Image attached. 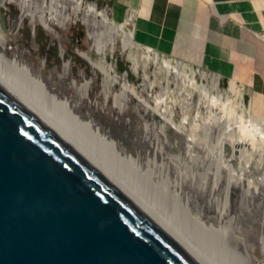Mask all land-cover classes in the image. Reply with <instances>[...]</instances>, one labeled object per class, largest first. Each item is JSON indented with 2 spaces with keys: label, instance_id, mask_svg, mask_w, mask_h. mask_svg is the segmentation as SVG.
Listing matches in <instances>:
<instances>
[{
  "label": "rangeland",
  "instance_id": "374dc122",
  "mask_svg": "<svg viewBox=\"0 0 264 264\" xmlns=\"http://www.w3.org/2000/svg\"><path fill=\"white\" fill-rule=\"evenodd\" d=\"M2 1L0 34L5 38L4 53L9 59L17 60L20 69H27L31 79L40 80L43 95L38 100L31 96L29 89L35 88L32 83H26L27 90L17 87V79L23 81L24 77L11 75V67L0 63V78L4 85L39 114L47 113L52 118L49 110L57 106L66 118L73 120L74 126H90L93 134L98 132L113 142L115 152L126 159L118 158L131 180L119 176L93 148L91 150L79 136L80 140L63 127L61 121L59 124L51 121L64 135L77 142V146L147 212L156 213L158 221L170 223L173 232L188 242L189 247L203 257L201 259L212 262L207 264H221L200 247L209 244L215 255H221L233 264H264V139H257L254 149L245 145L235 147L232 142L238 138L235 132L240 123L234 111L227 113L228 120L222 125L219 117L223 114L202 97L200 81L191 80V89L187 83V87L183 86L185 83L173 80L167 83V76H156L159 73L155 74L157 65L153 62H147L150 80L145 81L144 66L140 67L139 73H134L120 44L105 58L107 67H112L113 75L117 77L116 82L109 81L106 74L94 68L83 56L86 53L93 61H99L102 56L94 52L97 46L92 36H96L98 45L107 43L108 34L94 18H88L87 22H69L66 26L56 24L72 10L63 1L59 8H50L51 0H15L5 5ZM23 1H27L24 18ZM84 1L96 4L100 11H108L116 23L121 24L127 18L126 15L123 20H117L111 5L105 2ZM51 10L54 11L52 16ZM47 18H54L51 22L54 33L45 28L43 21ZM143 20L139 25L141 32L154 30L149 21L144 23ZM144 38L137 30L132 44L135 51L151 48L152 45L140 42ZM110 48L108 43L106 49ZM155 50L192 65L184 57ZM137 58L141 60L142 55ZM192 66L211 73L202 65ZM161 78L162 84H158ZM249 80L248 77L245 81L236 79L247 89L244 103L250 107L251 114L264 120L262 107L256 105L255 93L247 84ZM150 82H155V86L152 87ZM229 83L220 80L225 89ZM189 91L193 94L191 97ZM244 124L248 127L246 131L251 133L253 128ZM107 152L112 159L115 153ZM129 156L133 161H129ZM195 227L200 228V232L199 239L194 240L188 231Z\"/></svg>",
  "mask_w": 264,
  "mask_h": 264
},
{
  "label": "water",
  "instance_id": "95a60500",
  "mask_svg": "<svg viewBox=\"0 0 264 264\" xmlns=\"http://www.w3.org/2000/svg\"><path fill=\"white\" fill-rule=\"evenodd\" d=\"M0 264H201L0 83Z\"/></svg>",
  "mask_w": 264,
  "mask_h": 264
},
{
  "label": "bare ground",
  "instance_id": "6f19581e",
  "mask_svg": "<svg viewBox=\"0 0 264 264\" xmlns=\"http://www.w3.org/2000/svg\"><path fill=\"white\" fill-rule=\"evenodd\" d=\"M14 1L15 0H3L2 4L5 5L8 2H14ZM61 1H63L62 3L66 4L67 6L70 5L72 7V10H69V14L67 15V17L65 19H63V21H61V22L57 21V22H55L56 24H59L61 26H66L69 22H74V21H84V22L86 21L87 22L88 18H94V19L98 20L100 22V25L105 29V32H106V34H108V37H109L106 44H104L103 42H100L97 45L98 41L96 39V36L95 35L92 36V39L95 42V46H97L95 48L94 52L101 55L102 58L99 61H93L92 57L89 54L84 53L83 56L88 62H90L92 64V66L94 68L100 69L104 74H106L109 81L116 82L117 77H115L113 75V72H112V70H113L115 73V70L112 67L111 68L107 67V62H106L105 58L110 53L111 54L114 53L117 45L120 44L121 48H122V53L124 55H126L127 60L132 64L131 69L134 73H139L140 67L144 66L145 69H144L143 79L145 81L150 80L149 75L147 74V67H146L148 65L147 62H153L157 65L155 74L157 72L159 73L156 76H159V75H161V76L164 75L165 77L167 76L166 77L167 83H170V81L173 80V81H176L178 83L179 82L185 83L183 85L185 87L188 86V85H186V83H187L190 85L188 87H190V89H191V87L193 86V85H191V82H190L191 80H193V82L194 81H196V82L200 81L199 88H202V94H201L202 97L205 99V101H207L209 104H211V106H213V108H219L220 113L223 114L221 117H219V121H220V123H222V125L224 122H226L228 120L227 119L228 118L227 113L234 111L235 114L238 115L237 121H239V123H240L239 124L240 125L239 130L237 132H235V133H237L236 135L238 136V138L232 142L235 147L240 146V145H245L247 147L254 149L256 140L257 139L258 140L264 139V120H261L257 117H254L251 114L250 107L245 105L244 95H245L247 89L244 88L245 87L244 85H239L236 81L231 80L228 88L225 89L220 84L221 78L219 76H217L215 74L207 73L205 71H200L199 69H196L192 65H188V64H185L183 62L177 61L175 59H170V58H168L162 54H159L158 52H156L154 46H151V48H149V47L143 48V50H140L141 52L135 51L133 49L132 44H133V42L135 43L136 33H137V28H136L135 22L138 21V19H139L138 18L139 14L137 11H135V10L129 11L127 14L126 20L123 23L119 24V23H116L113 19H111L108 11H106V10L100 11L96 4L87 3L84 0H51L50 8H53V7L59 8V5L62 4ZM22 5H23V11H24V13H23V18H24L27 15V9H26L27 1H23ZM53 13H54V11L51 10L50 15L52 16ZM51 22H54V18H47L45 21H43L45 28H47L50 33H54V29L51 26ZM117 41H118V43H117ZM108 43H110V45H111L110 49H106V46ZM4 48H5V38L0 34V63L8 65V67H11V70H10L11 75L14 76L16 74H18V75L20 74L21 76L24 77V78H22L23 81H20V79L18 81V79H17L18 77L16 78L17 79V87L24 89V90H27L28 87L26 88V83L27 84L32 83L33 85H35V88L33 87V90L28 88L29 90H31V92H30L31 96H33L34 98H37V100L39 98H42V95H43L42 92H43L44 87H42L40 80L31 79L30 74L27 71V69H20L19 65H18L19 62L17 60L15 62L6 56V54L4 53ZM139 54L142 55L141 60H138V58H137V56ZM173 77H174V79H172ZM166 78L165 79L163 78V79L166 80ZM161 82H162V78L158 84H162ZM0 83L4 87H6V85H4V83L2 82L1 78H0ZM150 85L152 87H154L155 82H153V83L150 82ZM181 87L182 86H180L179 88H181ZM6 88L9 91H11L16 97H18L25 105H27L29 108H31L37 115H39L41 118H43L45 121H47L53 128H55L57 131H59V133H61L65 138H67L70 141V143H72L85 157H87L92 163L97 165V167H99L98 166L99 164L97 162H95L91 157H89V155H87L83 150H81L77 146V144H78L77 142H76L77 143L76 144L69 137L64 135L65 133H63V131H61L59 128H57L55 124H52V122L53 123L58 122V124H59V121H61L63 124L62 125L63 127H65L70 133L74 134L75 136L77 135V138L79 136L86 143V144L85 143H83V144L90 146L91 150L93 148V151L95 153H97L98 157H100L104 163H107L109 165V167L111 169H113L119 176L120 175H121V177L125 176L124 179L127 178L128 180H131V179H129L130 176H127V174H125V172H124L123 168L125 166L121 167L123 165V162H121L120 160L125 161L126 159L122 158L120 154H117L115 152L116 145L113 142H110L107 139L103 138L102 135H100V133H98V132L93 134L90 130L91 129L90 126L89 127H84L82 125H79V127L74 126V123L72 122L73 120L70 119V117L66 118V116L63 115L64 113L61 112V109L57 106L54 107V110L52 108L49 110L51 115L53 116L52 118H51V116L49 117L47 115V113L46 114L45 113L39 114V112H37L31 105H29L23 99H21L14 90L9 89L8 87H6ZM188 95L191 97L193 94H192V92L189 91ZM208 103H207V105H208ZM161 113L163 114L164 112H161ZM44 114H45V116H44ZM218 114L219 113H217V115ZM244 123H247L249 126H251V128H253V131L251 133L246 131L248 127L246 126L247 127L246 128L244 126L245 125ZM105 148H107V151L110 150L111 154L115 153L114 154V157H115L114 161H112V159L114 157L112 159H110V157H111L109 155L110 153H108L105 150ZM222 150L223 149L221 147L220 152H219V153H221V158H222ZM127 158L129 159V161H133V159L130 156ZM107 176L113 182H115L109 175H107ZM232 177H234V174L232 175ZM128 182L130 183V181H128ZM133 182H135V181H133ZM136 186L138 188V185H136ZM136 186H135V188H136ZM119 187L128 196L133 198L132 195L129 194L127 191H125L121 186H119ZM248 192L249 191H247V193ZM170 200H172V199H170ZM135 201L139 204V202L137 200H135ZM172 203H174V202L172 201L171 204ZM140 206L142 207V205H140ZM171 208L174 209L175 206L171 207ZM143 209H145V208H143ZM150 215H152V214H150ZM152 216L155 218L156 213ZM221 216H222V214H221ZM160 221H158V222L167 231H169V233H171V235L181 245H183V247L187 251H189V253L199 263L207 264L206 262H208V263L211 262L210 260L208 261L205 258L204 259L206 260V262L203 259H201L202 256L199 257L189 247L188 242L187 243L184 242V240L179 236V234L177 236L173 232V228H170V226H169L170 223H168V222L166 223L165 221L163 222L162 220H160ZM199 229L200 228L195 227V229L193 231L192 230L188 231V235H190L192 237V239H194V240L199 239V232H200ZM185 231H187V230H185ZM172 233H174V234H172ZM211 238H215L214 235H212ZM218 242H220V241H218ZM191 243L194 244L193 240H191ZM200 247H202L208 254H210L211 255L210 257H215V258L219 259L221 264H233L230 260H227L226 258L222 257L221 255H215L214 251L210 247V244L200 246ZM263 255H264V251H263Z\"/></svg>",
  "mask_w": 264,
  "mask_h": 264
},
{
  "label": "crops",
  "instance_id": "0c3cea01",
  "mask_svg": "<svg viewBox=\"0 0 264 264\" xmlns=\"http://www.w3.org/2000/svg\"><path fill=\"white\" fill-rule=\"evenodd\" d=\"M99 1L111 5L117 20L137 11L144 44L202 65L224 80L245 81L250 75L247 84L264 114V0ZM142 18L154 30L141 32Z\"/></svg>",
  "mask_w": 264,
  "mask_h": 264
}]
</instances>
